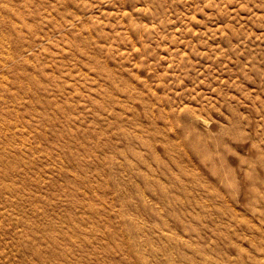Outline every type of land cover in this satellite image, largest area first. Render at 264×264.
<instances>
[{
    "label": "rangeland",
    "instance_id": "obj_1",
    "mask_svg": "<svg viewBox=\"0 0 264 264\" xmlns=\"http://www.w3.org/2000/svg\"><path fill=\"white\" fill-rule=\"evenodd\" d=\"M0 264H264V0H0Z\"/></svg>",
    "mask_w": 264,
    "mask_h": 264
}]
</instances>
